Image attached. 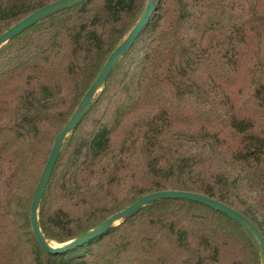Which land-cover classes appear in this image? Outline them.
I'll return each mask as SVG.
<instances>
[{
  "label": "trees",
  "instance_id": "1",
  "mask_svg": "<svg viewBox=\"0 0 264 264\" xmlns=\"http://www.w3.org/2000/svg\"><path fill=\"white\" fill-rule=\"evenodd\" d=\"M57 1L0 0V36ZM147 6L88 0L0 49V264H263L241 223L185 199L154 201L67 252L45 251L32 230L58 135ZM166 191L224 203L264 238V0H157L63 142L40 230L67 244Z\"/></svg>",
  "mask_w": 264,
  "mask_h": 264
},
{
  "label": "water",
  "instance_id": "2",
  "mask_svg": "<svg viewBox=\"0 0 264 264\" xmlns=\"http://www.w3.org/2000/svg\"><path fill=\"white\" fill-rule=\"evenodd\" d=\"M85 1H88V0H59L50 5L45 6L44 8L38 10L37 12L33 13L29 17L25 18L23 21H21L20 23H18L17 25L9 29L6 33L1 35L0 36V49L5 44H7L9 41L19 36L20 34H22L25 30L33 27L40 21L56 14L57 12L61 10L78 5ZM156 7H157V0H148V6L146 8L144 15L142 16L140 21L137 23V25L134 27V29L131 31V33L126 38L124 43L111 55L110 59L106 63L105 67L103 68L102 72L98 76L97 80L95 81L94 85L88 91L86 97L82 101L75 115L73 116L71 121L68 123V125H66L65 128L58 135L54 143L50 157L48 159V162L46 164L42 180L36 191V194H35V197L32 203V208H31L32 230L35 233L37 239L39 240V242L41 243L45 251L50 252V253L67 252L71 249L80 247L96 239L98 236L107 232L114 226L120 225L122 222L127 220L129 217L139 212L143 207H145L146 205L154 201H157L160 199H168V198L185 199V200H190V201L199 202V203L208 205L216 210L223 212L224 214L230 216L234 220H237L239 223H241V225H243L245 229L250 232V234L253 236L254 240L256 241L262 253V259H263V264H264V238L261 235V233L245 217H243L240 213L228 207L224 203L215 201L213 199H210L202 195H198L195 193H189V192H182V191H166V192H158V193L147 195L143 197L140 201L136 202L134 205L115 214L114 216L109 218L104 224H102L101 226H99L97 229L90 232L89 234L85 235L84 237L76 239L67 244L57 243L59 244L60 247L49 246L48 244H46L44 240L47 238L42 234L40 230L39 207H40L42 198L45 194L48 182L50 181L55 165L57 163L61 146L63 142L65 141L66 137L68 136V134L71 133L77 127L80 120L89 111L94 98L99 92L102 91L105 81L108 75L110 74V72L112 71V69L132 49L135 42L139 38L141 32L143 31V29L146 27V25L150 21L152 15L154 14L156 10ZM255 235L257 236L258 240H256Z\"/></svg>",
  "mask_w": 264,
  "mask_h": 264
},
{
  "label": "bare ground",
  "instance_id": "3",
  "mask_svg": "<svg viewBox=\"0 0 264 264\" xmlns=\"http://www.w3.org/2000/svg\"><path fill=\"white\" fill-rule=\"evenodd\" d=\"M255 238H256V240H258V238H257L256 235H255ZM44 240H45L46 244H48L49 246H52V247H60L59 244H55L53 242H50V241H48V239H44Z\"/></svg>",
  "mask_w": 264,
  "mask_h": 264
},
{
  "label": "rangeland",
  "instance_id": "4",
  "mask_svg": "<svg viewBox=\"0 0 264 264\" xmlns=\"http://www.w3.org/2000/svg\"><path fill=\"white\" fill-rule=\"evenodd\" d=\"M54 242H55V241H54ZM54 242H53V243H54ZM56 243H57V242H56ZM56 243H55V244H56Z\"/></svg>",
  "mask_w": 264,
  "mask_h": 264
}]
</instances>
